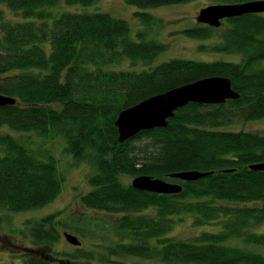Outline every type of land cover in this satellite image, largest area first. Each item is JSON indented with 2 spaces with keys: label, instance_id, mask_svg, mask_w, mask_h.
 <instances>
[{
  "label": "trees",
  "instance_id": "16d2710c",
  "mask_svg": "<svg viewBox=\"0 0 264 264\" xmlns=\"http://www.w3.org/2000/svg\"><path fill=\"white\" fill-rule=\"evenodd\" d=\"M99 1L0 0L25 18L7 19L0 7V93L17 99L0 106V212L42 208L63 189L57 159L34 150L30 135H59L65 151L92 169L91 189L81 196L83 212L29 216L11 228L10 216L0 214V233L20 239L15 246L26 253L25 264H264V253L252 248L264 246V231H255L264 224V171L250 167L264 162V132L219 128L264 118V13L225 19L219 33L203 23L180 32L212 40L199 48L238 53L240 61L174 57L149 69L117 70L108 66L125 59L151 64L168 44L146 39L143 31L133 39L125 18L78 9ZM184 1L126 0L150 28L164 21L147 9ZM62 5L72 9L52 11ZM210 76L230 78L240 96L223 104L190 102L166 127L119 141L122 110ZM185 170L210 174L194 181L169 177ZM137 175L178 182L183 189L138 190L124 180ZM186 217L194 227L221 229L173 235ZM66 230L82 244L57 249ZM237 239L247 245L234 244Z\"/></svg>",
  "mask_w": 264,
  "mask_h": 264
},
{
  "label": "rangeland",
  "instance_id": "374dc122",
  "mask_svg": "<svg viewBox=\"0 0 264 264\" xmlns=\"http://www.w3.org/2000/svg\"><path fill=\"white\" fill-rule=\"evenodd\" d=\"M208 5H210L208 0H187L184 2L173 3L162 7L147 9V11H150L163 19L164 24L161 28L157 26H153V28H150L140 23L134 15V12L138 8L129 5L126 0H100L99 2L94 3L93 5L86 8L78 6V9L87 11L109 12L115 16L125 18L130 23V36L133 39L139 40L140 38L138 36V33L140 31H143L145 32L146 39L157 38L168 44V49L158 55L151 64H133L130 60L125 59L123 63L118 65H111L108 66V68L117 70L149 69L165 60L174 57L203 61L219 59L227 61H240L241 55L238 53L208 51L199 48L200 45L209 44L212 40H197L186 37L185 35L180 33L185 28L197 25L199 23L197 21L199 10ZM0 7L5 11V17L7 19L15 21L25 19L21 14H16L15 11L9 9L5 2H2L0 4ZM67 9L72 8L62 5L60 8H52V11ZM224 27V25L217 27V33L221 32ZM262 65H264V62L262 63ZM219 128L232 131L244 130L250 132H264V118L250 121H233L232 123L222 125ZM11 132L16 135V131ZM30 139L34 141V144H32V148L34 150H48L57 159L59 170L65 176L63 189L53 202L47 204L42 208L18 214L0 212V214L5 217L10 216L11 221L14 223L10 227L7 226L8 228L15 227L19 224L21 225L25 217H40L61 209H64L67 213L72 214L83 212L86 208L81 201V196L91 189V186L88 182V176L92 171L91 167L84 162L74 160L72 158V155L69 152L65 151V142L59 135L55 136L54 138H48L35 134L30 135ZM124 180L130 182L132 181V177H124ZM7 227H5L6 232H10ZM220 229L221 225H206L202 227H194L191 224V219L189 217H186L185 220H179V223L176 224V227L172 231V234L180 238H188L198 234L201 230L218 231ZM255 231L263 232L264 224L256 227ZM233 242L234 244L238 243L236 245L239 246L247 245L244 244L243 241H240V239L234 240ZM19 243V238L11 237L10 239V237L6 236L4 233H0V264H25L21 257L26 253H24L21 247L15 246ZM72 248L73 245L69 244L64 237L57 246V249ZM252 248L264 253V246H255Z\"/></svg>",
  "mask_w": 264,
  "mask_h": 264
},
{
  "label": "water",
  "instance_id": "95a60500",
  "mask_svg": "<svg viewBox=\"0 0 264 264\" xmlns=\"http://www.w3.org/2000/svg\"><path fill=\"white\" fill-rule=\"evenodd\" d=\"M249 13H264V0L211 4L199 10L197 21L212 27H219L225 19ZM239 96V93L232 87V80L225 76L206 77L154 95L120 112L116 120L119 141L124 142L133 138L143 130L166 127L169 118L175 115V111L190 102L223 104ZM16 102L15 97L0 93V106ZM250 167L253 170L264 171V162L253 164ZM209 174V172L200 170H185L170 173L169 177L182 181H194ZM131 184L138 190L160 194H176L183 189L181 183L150 175H137L132 179ZM63 237L71 245L80 246L82 244L79 236L68 230L63 232Z\"/></svg>",
  "mask_w": 264,
  "mask_h": 264
}]
</instances>
